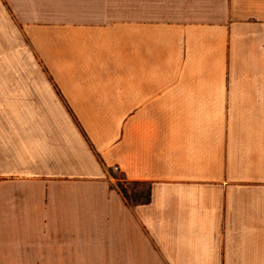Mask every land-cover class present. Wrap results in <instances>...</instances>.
I'll list each match as a JSON object with an SVG mask.
<instances>
[{
  "label": "crops",
  "instance_id": "crops-1",
  "mask_svg": "<svg viewBox=\"0 0 264 264\" xmlns=\"http://www.w3.org/2000/svg\"><path fill=\"white\" fill-rule=\"evenodd\" d=\"M48 2L0 0V264H264V0Z\"/></svg>",
  "mask_w": 264,
  "mask_h": 264
},
{
  "label": "rangeland",
  "instance_id": "rangeland-1",
  "mask_svg": "<svg viewBox=\"0 0 264 264\" xmlns=\"http://www.w3.org/2000/svg\"><path fill=\"white\" fill-rule=\"evenodd\" d=\"M95 2H102V0H94ZM109 1L108 4L105 5V7H101L99 9H95L93 13L95 12L96 15L94 16H105V17H120V18H131V16H134L138 10V8L134 9V4L132 2L131 6V0H107ZM49 5H52L48 2V0H41V10L40 15L41 17H47L49 15L51 16H58L62 15L63 13H66L68 11L65 10H56L52 9L49 10ZM75 12H78V10H75ZM91 12V11H88ZM152 14H159L158 8H148V15ZM109 177L111 178V182L113 184V187L117 188L118 184L122 185L128 192L130 201L133 202L132 196L133 194H142L145 195L149 189V185L146 183H140V184H133L127 180H125L124 175L116 168H110L108 169Z\"/></svg>",
  "mask_w": 264,
  "mask_h": 264
},
{
  "label": "trees",
  "instance_id": "trees-1",
  "mask_svg": "<svg viewBox=\"0 0 264 264\" xmlns=\"http://www.w3.org/2000/svg\"><path fill=\"white\" fill-rule=\"evenodd\" d=\"M129 182H131V181H129ZM131 183L140 184L139 182H131ZM117 190L122 195L125 202L129 205H131V203H133V204H146L150 201V198H151L150 187H149V189L145 195L137 194V193L133 194V196H132L133 202L130 201L131 196L129 197L127 190L122 185L118 184Z\"/></svg>",
  "mask_w": 264,
  "mask_h": 264
}]
</instances>
